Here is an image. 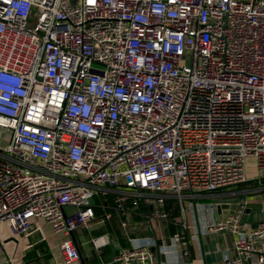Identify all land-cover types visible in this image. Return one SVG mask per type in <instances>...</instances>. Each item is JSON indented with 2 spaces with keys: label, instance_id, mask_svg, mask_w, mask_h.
<instances>
[{
  "label": "built area",
  "instance_id": "1",
  "mask_svg": "<svg viewBox=\"0 0 264 264\" xmlns=\"http://www.w3.org/2000/svg\"><path fill=\"white\" fill-rule=\"evenodd\" d=\"M0 127V248L41 220L74 264L100 193L124 229L128 197L161 220L167 197L184 218L185 199L220 197L234 210L200 229L231 233L234 253L181 263L264 264V219L244 220L247 193L232 191L251 156L264 178V0H0ZM150 243L130 236L103 264H159ZM177 246L179 232L159 248Z\"/></svg>",
  "mask_w": 264,
  "mask_h": 264
},
{
  "label": "crops",
  "instance_id": "2",
  "mask_svg": "<svg viewBox=\"0 0 264 264\" xmlns=\"http://www.w3.org/2000/svg\"><path fill=\"white\" fill-rule=\"evenodd\" d=\"M248 180L253 182L254 189H261L264 184V178L260 177V173L255 166V158H248L247 166ZM244 182V183H246ZM257 194V195H256ZM255 195V196H253ZM249 196V197H248ZM249 211L244 214V220L255 225L264 219V210L261 209L259 202L263 194L256 192L248 194ZM205 199L196 201V205L201 208H194L195 201L187 198L183 201L185 206V218L182 214V205L178 198L167 197L164 202V208L168 213L166 220L156 219L150 213L143 201L138 205V212H129L130 225L127 229L121 225L122 215L115 212L114 215L105 221H102L97 215L87 228L75 231L71 238L79 249L80 259L74 264H103L111 261L119 252V249L129 245V237L133 236L137 239L147 238L151 240L150 248L155 259L159 264H182V261H189L194 258L204 256L206 260V252L214 254L211 263L221 257L234 253V237L231 233H212L207 234V243L210 249L204 250L202 238L204 237L202 229H200V221L213 218L218 220L234 210L235 204L226 205L224 201L218 197L212 199L217 203H222L216 209H205ZM239 199H232L236 202ZM204 201V203L202 202ZM225 204V205H223ZM219 205V204H218ZM132 209V208H131ZM203 209L204 211H201ZM133 210V209H132ZM206 212V213H204ZM41 229L34 231L29 237L16 238L3 233V246L0 248V264H68L61 255L60 243L65 236L55 233L50 225L43 221H36ZM174 226L179 229L174 230ZM174 230V231H173ZM181 233L186 241L187 253H183V247H171L172 252L164 254L159 248L164 243H169L172 234ZM105 235L109 239V243L101 247H96L92 243V238ZM215 259V260H214Z\"/></svg>",
  "mask_w": 264,
  "mask_h": 264
},
{
  "label": "trees",
  "instance_id": "3",
  "mask_svg": "<svg viewBox=\"0 0 264 264\" xmlns=\"http://www.w3.org/2000/svg\"><path fill=\"white\" fill-rule=\"evenodd\" d=\"M249 183L251 186L254 185L253 182H251V181H249ZM241 184H244V183H241ZM234 188H235V186H234ZM114 198H115V195L111 192H107L106 194L100 193V194L96 195L94 197V208H95L96 215L103 214L105 211H113L115 213L116 212V210H115L116 205L114 202ZM124 205L129 210V212H138L140 210V207L133 205L131 197L127 198ZM176 229L178 230L179 227L174 226V230H176Z\"/></svg>",
  "mask_w": 264,
  "mask_h": 264
},
{
  "label": "rangeland",
  "instance_id": "4",
  "mask_svg": "<svg viewBox=\"0 0 264 264\" xmlns=\"http://www.w3.org/2000/svg\"><path fill=\"white\" fill-rule=\"evenodd\" d=\"M2 127H0V146H4L7 143V138L9 137L7 131L5 129H3ZM255 186H251L249 182H246L244 184H238L235 186V188L233 187L232 191H243L242 194H246V197L248 196V194L253 193L255 194L256 192H260L261 194L264 193V184L262 185L261 189H254ZM231 195V194H230ZM257 195V194H256ZM255 196V195H253ZM230 197H235L234 194H232ZM249 197V196H248ZM206 201H209V199H205ZM204 203V201H202Z\"/></svg>",
  "mask_w": 264,
  "mask_h": 264
},
{
  "label": "water",
  "instance_id": "5",
  "mask_svg": "<svg viewBox=\"0 0 264 264\" xmlns=\"http://www.w3.org/2000/svg\"><path fill=\"white\" fill-rule=\"evenodd\" d=\"M233 208H235V206H233ZM202 244H203V247H204V250L205 251H207L208 249H210V248H212V247H210V245L207 243V239H206V237L204 236L203 238H202ZM211 256H214V254H209V253H206V260L207 261H210L211 260ZM215 260V259H214Z\"/></svg>",
  "mask_w": 264,
  "mask_h": 264
}]
</instances>
